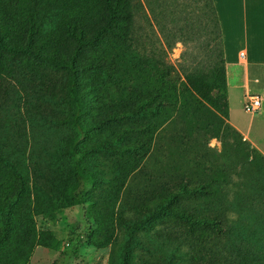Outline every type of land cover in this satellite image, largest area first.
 I'll list each match as a JSON object with an SVG mask.
<instances>
[{
  "label": "rangeland",
  "instance_id": "obj_1",
  "mask_svg": "<svg viewBox=\"0 0 264 264\" xmlns=\"http://www.w3.org/2000/svg\"><path fill=\"white\" fill-rule=\"evenodd\" d=\"M167 2L181 9L182 25L192 23L196 1ZM147 10L136 15L129 40L108 35L85 47L78 58L86 106L82 123L89 127L85 134L70 123L68 73L27 57H10V64L19 65L24 75L15 87L10 86L11 103L17 105L15 117L11 106L8 120L18 144L8 150L0 147V264H124L125 260L127 264H197L195 256L203 262L210 247L206 227L192 226L169 213L175 204L168 197L156 199L154 188L170 180L160 178L169 174L170 161L159 162L156 139L153 142V132L144 124L159 117L154 90L161 73L169 71L181 87L187 84L181 63L187 61L196 74L209 68L202 47L205 38L197 42L190 38L168 50ZM172 22L167 19L166 24L172 27ZM44 51L61 57L52 46ZM137 81L148 87L146 101ZM201 81L199 77L198 84ZM262 81L251 95L264 98ZM218 87L209 93V120L215 124L223 119L221 108L227 100ZM244 102L243 90L231 87L233 121L249 134L242 136L247 145L264 155V102L253 115L245 111ZM223 120L220 138L210 140L218 153L224 141L241 138L232 131L222 137L230 123ZM77 137H82L79 149L88 177L79 199L71 193V142ZM233 180H238L236 174ZM196 205L193 196L181 203ZM247 241L255 251L262 243L254 236ZM258 263L264 262L258 259Z\"/></svg>",
  "mask_w": 264,
  "mask_h": 264
},
{
  "label": "trees",
  "instance_id": "obj_2",
  "mask_svg": "<svg viewBox=\"0 0 264 264\" xmlns=\"http://www.w3.org/2000/svg\"><path fill=\"white\" fill-rule=\"evenodd\" d=\"M194 1L197 6L192 11L193 21L184 26L181 9L168 5L167 0H0V147L8 150L19 139L9 126V110L14 105L15 117L17 105L11 103L10 86L15 87L24 72L19 65L10 64L11 56L27 57L68 73L66 96L73 109L70 123L85 134L89 127L82 123L86 106L77 60L85 47L96 45L108 35L129 40L136 15L147 8L168 50L190 38L197 42L204 37L202 47L210 63L201 74L190 72L187 61L181 63V70L187 72V84L182 88L172 81L169 71L157 78L154 111L159 117L144 125L152 130L153 142L156 139L159 162L170 161L169 174L160 178L170 180L154 188L156 199L168 197L175 204L169 213L192 226L206 227V244L210 247L205 250L203 262L195 256L194 263L259 264L258 259L264 262V155L249 147L230 123L222 137L227 138L232 131L241 138L224 141L220 153L210 147V140L221 136L223 119H229L227 68L214 0ZM167 19L173 21L172 27L166 24ZM38 41L48 45L46 48L52 46L61 57L46 53ZM136 83L141 84L140 97L146 101L148 87L141 81ZM217 86L227 97L219 124L209 120V93ZM81 140L77 137L71 142V193L75 199L85 194L88 181L79 149ZM3 156L7 157L5 153ZM234 174L237 181L233 180ZM190 196L197 198V205L182 207ZM253 236L262 242L257 251L247 241Z\"/></svg>",
  "mask_w": 264,
  "mask_h": 264
},
{
  "label": "crops",
  "instance_id": "obj_3",
  "mask_svg": "<svg viewBox=\"0 0 264 264\" xmlns=\"http://www.w3.org/2000/svg\"><path fill=\"white\" fill-rule=\"evenodd\" d=\"M223 33L227 68L229 122L249 137L232 118L231 87L241 88L244 100L264 79V0H214ZM245 53L241 59L240 54ZM264 90V87L261 88ZM256 91V92H257ZM254 95H259L256 93ZM264 102V98L261 96ZM253 115V114H252Z\"/></svg>",
  "mask_w": 264,
  "mask_h": 264
},
{
  "label": "built area",
  "instance_id": "obj_4",
  "mask_svg": "<svg viewBox=\"0 0 264 264\" xmlns=\"http://www.w3.org/2000/svg\"><path fill=\"white\" fill-rule=\"evenodd\" d=\"M241 59L245 58V53L240 54ZM263 100L258 95H248L245 98L244 109L247 113L256 114L262 109Z\"/></svg>",
  "mask_w": 264,
  "mask_h": 264
}]
</instances>
